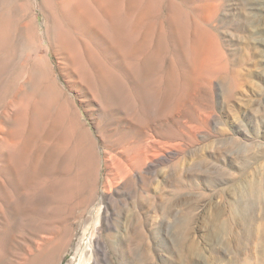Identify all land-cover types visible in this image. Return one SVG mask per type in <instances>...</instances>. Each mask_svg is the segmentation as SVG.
I'll return each mask as SVG.
<instances>
[{
	"label": "rangeland",
	"instance_id": "374dc122",
	"mask_svg": "<svg viewBox=\"0 0 264 264\" xmlns=\"http://www.w3.org/2000/svg\"><path fill=\"white\" fill-rule=\"evenodd\" d=\"M15 1L0 0V264H264V0H150L154 14L177 17L163 18L165 58L186 64L177 94L150 112L156 123L167 112L164 137L151 133L147 158L134 151L133 170L111 182L96 137L92 198L49 232L26 224L16 204L51 178L53 163L49 145L38 150L29 105L19 131L20 103L45 64L32 50L42 34L29 39L13 21ZM33 3L23 0L30 11ZM45 58L93 131L97 99L73 68L68 86L60 59ZM40 112L50 133L51 112ZM116 230L112 254L97 242Z\"/></svg>",
	"mask_w": 264,
	"mask_h": 264
},
{
	"label": "bare ground",
	"instance_id": "6f19581e",
	"mask_svg": "<svg viewBox=\"0 0 264 264\" xmlns=\"http://www.w3.org/2000/svg\"><path fill=\"white\" fill-rule=\"evenodd\" d=\"M33 1L30 11L23 0H16L18 7L12 17L29 39L38 31L42 34L32 50L36 60H43L45 70L34 85V95L20 103L19 131L25 133V124L30 121L29 105L32 118L38 114L40 123L36 130L38 150L50 146L53 172L47 182L27 187L26 197L20 202L17 199L16 204L26 224L33 221L37 232H49L50 226L68 223L90 202L97 182L93 170L98 159L97 138L114 167L108 182L133 170L130 160L134 151H143L147 158L149 149L144 141L153 132L164 137L163 118L167 114L161 108L156 123L150 112L177 94L186 64L179 56L170 61L165 58L164 20L175 21L177 17L173 13L164 17L154 14L155 3L150 0ZM44 52L60 59L68 86L73 83V68L97 99L93 131L74 109L67 85H61L59 75L45 63ZM47 109L52 116L50 133L44 132L43 112L38 113ZM118 236L117 230L108 233L104 243L97 245L116 254L122 243Z\"/></svg>",
	"mask_w": 264,
	"mask_h": 264
}]
</instances>
